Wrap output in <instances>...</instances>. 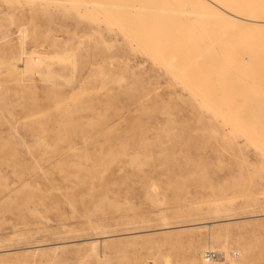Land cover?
Listing matches in <instances>:
<instances>
[{
  "label": "rangeland",
  "instance_id": "374dc122",
  "mask_svg": "<svg viewBox=\"0 0 264 264\" xmlns=\"http://www.w3.org/2000/svg\"><path fill=\"white\" fill-rule=\"evenodd\" d=\"M94 1L0 0V259L264 264V70L245 62L264 58V28L248 30L257 52L199 0L186 15L166 0ZM157 12L183 34L161 35L162 52L144 36L162 33Z\"/></svg>",
  "mask_w": 264,
  "mask_h": 264
},
{
  "label": "bare ground",
  "instance_id": "6f19581e",
  "mask_svg": "<svg viewBox=\"0 0 264 264\" xmlns=\"http://www.w3.org/2000/svg\"><path fill=\"white\" fill-rule=\"evenodd\" d=\"M80 1V0H79ZM81 1H83V0H81ZM92 1H94V0H91V2ZM120 1V0H119ZM137 1V0H136ZM144 1H146V0H144ZM151 1V0H150ZM153 2L155 1V0H152ZM157 1V0H156ZM168 3H171V4H174V6L176 7V6H178L177 7V10H182L183 8V10L181 11L182 12V14H184L183 13V11H188L191 7L190 6H192L193 7V5H187V7L189 8L188 10H185L186 8H185V1L186 2H189L190 3V1L191 0H166ZM180 2V1H182L183 3L182 4H177V2ZM199 1H201V2H203V3H207V4H209V6H210V9H211V16H212V19H214V20H216V19H219L220 21H229V22H232L234 25H236V26H241L242 28L241 29H236V30H234L235 31V34L236 35H238L243 41H244V43H245V45H251L252 47H253V51L255 50H257V52H258V50H259V46L262 44V41H263V39H262V37H261V35L262 34H257V33H253V34H249V32H248V30L249 29H251V28H253V29H258V28H260V29H262V28H264V0H199ZM84 2H85V0H84ZM90 2V1H89ZM95 2V1H94ZM107 2V1H106ZM149 2V1H148ZM158 2V1H157ZM93 3V2H92ZM104 3V2H103ZM147 3V2H146ZM150 3V2H149ZM159 3H161V2H159ZM90 4V3H89ZM93 4H95V3H93ZM99 4H100V2H99ZM105 4V3H104ZM109 5H110V3H108ZM113 4V3H112ZM117 4L119 5V3L117 2ZM116 4V5H117ZM153 4V3H152ZM184 4V6L183 7H181L182 5ZM188 4V3H187ZM101 5V4H100ZM115 5V4H114ZM115 5V6H116ZM147 5H151V4H148L147 3ZM166 5V4H165ZM181 5V6H180ZM114 6V7H115ZM130 7V5L128 4L127 5V7ZM152 6V5H151ZM174 6H171V7H174ZM181 7V9H180V7ZM204 6V5H203ZM99 7V6H98ZM103 7V6H102ZM120 7H121V4H120ZM134 7H135V5H134ZM141 7H144L143 5L141 6ZM146 7V6H145ZM166 7H167V5H166ZM165 7V9H174V10H176L175 8H171L169 5H168V7L166 8ZM202 7V6H201ZM95 7H93V9H94ZM105 8V7H104ZM158 8V7H157ZM107 9V8H106ZM105 9V10H106ZM131 9V8H130ZM135 9V8H134ZM151 9H155V6L153 7V8H151ZM97 10V9H96ZM100 10V9H99ZM131 10H133V6H132V9ZM147 10H149V8L147 9ZM160 10H161V8H160ZM163 10V9H162ZM161 10V11H162ZM193 10H196V9H192V12H195V11H193ZM103 11V10H102ZM109 11V10H108ZM153 11V10H152ZM160 11V12H161ZM164 11H166V10H164ZM105 12V11H104ZM140 12H142V11H140ZM154 12V11H153ZM159 12V11H158ZM157 12V14H156V17L154 18V19H156L155 21H157L158 20V22H157V24L159 25L158 27H157V25L155 24L154 25V23L155 22H153V26L155 27L156 26V28L157 29H160L162 26H160V24L163 22H161V23H159V16L157 17V15H160L159 13ZM168 12H170L171 13V11H168ZM173 12H175V11H173ZM191 12V13H192ZM125 13V12H124ZM165 13V12H164ZM167 13V12H166ZM187 13V12H186ZM190 13V14H191ZM101 14H103V13H101ZM108 14V13H107ZM106 14V15H107ZM125 14H128V13H125ZM131 15H132V11H131V13H130ZM130 14H128V15H130ZM136 14V13H135ZM139 14V13H138ZM153 14V13H152ZM169 14V13H168ZM168 14L166 15V16H168ZM176 13H174V14H172L173 16L175 15ZM179 14V13H178ZM178 14H176V16L178 15ZM182 14H180V16L181 17H183L184 15H186V14H184V15H182ZM189 14V13H188ZM189 14V16H191ZM192 14H195V13H192ZM198 14V13H197ZM200 14H202L201 12H200ZM208 14V13H207ZM122 15H124V14H122ZM140 15V14H139ZM161 15L163 16V14L161 13ZM172 15H169L168 17H170L171 18V16ZM108 16V15H107ZM144 16V15H143ZM172 16V17H173ZM176 16H174L173 18H171V21L172 20H174V19H176L175 17ZM188 16V17H189ZM193 16V15H192ZM126 17V16H125ZM127 17H129V16H127ZM126 17V18H127ZM139 17H141V16H139ZM161 17V16H160ZM164 17H165V15H164ZM168 17H166V18H168ZM181 17H179V19L181 18ZM202 17V16H201ZM200 17V18H201ZM141 18H143V17H141ZM140 18V20H142ZM147 18H149V17H147ZM151 18V17H150ZM153 18H151L152 20H153ZM165 18V21H167L168 22V20H169V18L168 19H166ZM187 17L185 16V19H186ZM190 18V17H189ZM189 18H187V20H185V21H187V22H185L184 24H185V27L187 26V24L188 23H190V25H195V24H191V22H188V20H189ZM192 18H195V16H193ZM191 18V19H192ZM197 18V17H196ZM195 18V19H196ZM130 20H131V18H129ZM145 19V18H144ZM190 19V20H191ZM199 19V18H198ZM204 19V18H203ZM160 20H162V19H160ZM164 20V19H163ZM183 20H184V18L182 19V20H180V21H182L181 22V24L183 23ZM193 20V19H192ZM197 20V19H196ZM196 20H195V22H196ZM120 21V20H119ZM138 21V20H137ZM144 21V20H143ZM154 21V20H153ZM171 21L169 20V22L171 23ZM176 21V20H175ZM177 21H178V19H177ZM176 21V22H177ZM199 21H200V19H199ZM202 21V20H201ZM200 21V22H201ZM203 21H205V20H203ZM132 22V21H131ZM130 22V23H131ZM133 22H135L136 23V21H133ZM144 22H146V21H144ZM148 22H151V21H148ZM169 22H168V24H169ZM174 21H172V23H173ZM207 22V21H206ZM147 23V22H146ZM187 23V24H186ZM193 23V22H192ZM197 24L199 23V22H196ZM116 24V23H115ZM114 24V25H115ZM134 24V23H133ZM137 24V26H138V28H139V23L137 22L136 23ZM141 24H144V23H141ZM148 24V23H147ZM152 24V22L149 24V25H151ZM163 25H165L164 23H162ZM161 24V25H162ZM178 24H179V22H178ZM197 24H196V26H197ZM120 25V24H119ZM132 25V24H131ZM174 25V24H173ZM173 25H171V26H173ZM190 25H189V27H190ZM134 26V25H133ZM143 26V28H144V26L145 25H142ZM152 25L149 27V29L150 28H152L153 27ZM182 26H183V24H182ZM198 26H199V24H198ZM222 26V25H221ZM134 27H136V26H134ZM146 27V29H147V26H145ZM175 27H176V25H175ZM179 27H181V25L179 26ZM201 27V26H200ZM200 27H198L199 29L198 30H201L202 31V27H201V29H200ZM129 28H131V27H129ZM137 28V29H138ZM142 27H141V29H143ZM172 28V29H171ZM173 28L174 27H168V29L169 30H173ZM184 28V27H183ZM187 28V27H186ZM186 28H185V30H186ZM192 28V27H191ZM240 28V27H239ZM135 29V28H134ZM134 29H132V30H134ZM152 29H154V28H152ZM163 31H164V34H163V31H161L162 33H160V34H158V33H153V35H151L150 33H151V31L152 30H150V32H149V30H148V32H145L146 33V35H144L145 36V38H147V36H148V38H147V40H145L147 43H150L149 45L151 46V47H153L154 46V44H152V43H155V40H157V38H159L157 41H159V40H162V43L163 42H165V41H163V38L161 39L160 37H162L161 35H163V37L164 36H168V34H170L171 36H172V40L174 41V37H173V33L174 34H180V32H178V33H175V30H174V32H172V34L170 33V32H168L167 33V29H166V27L164 28H161ZM179 29V28H178ZM181 29H182V27H181ZM232 28H230V30H231ZM123 30V29H122ZM140 30V29H139ZM230 30H229V32H230ZM142 31V30H141ZM141 31H140V33H141ZM157 31V30H156ZM179 31V30H178ZM191 31H192V29L190 30V36H191V34H193V33H195V32H192L191 33ZM197 31V30H196ZM234 31H231L232 33L234 32ZM153 32H155L154 30H153ZM204 32H206V31H204ZM227 32H228V30L225 32L226 34H225V36L223 37V38H228L229 36L230 37H232L230 34H231V32L230 33H228V35L229 36H226L227 35ZM149 33V34H148ZM182 33V32H181ZM183 33H184V31H183ZM188 33V32H187ZM187 33H184L185 34V36H186V34ZM217 33H219V32H217ZM224 32H222V34H223ZM264 33V32H263ZM167 34V35H166ZM202 34V33H201ZM142 35V34H141ZM149 35L151 36L150 38L151 39H149ZM157 35V36H156ZM169 35V36H170ZM181 35V34H180ZM196 35V34H195ZM204 35V34H203ZM205 35H206V33H205ZM209 35V34H208ZM232 35H234V34H232ZM129 36V35H128ZM154 36H155V39H154ZM159 36V37H158ZM170 36V37H171ZM183 36V34L181 35V37ZM190 36H187V37H189V39H191L190 38ZM207 36V35H206ZM218 36V35H217ZM235 36V35H234ZM157 37V38H156ZM169 37V38H170ZM197 37V36H196ZM219 37V36H218ZM142 38V37H141ZM144 37H143V39H145ZM165 38V37H164ZM167 38V37H166ZM165 38V39H166ZM177 38V37H176ZM202 38V37H201ZM208 38H209V36H208ZM211 38V37H210ZM139 39V38H138ZM142 39V40H143ZM179 39V38H178ZM182 39H185V42H186V37L185 38H181V40ZM198 39H199V36H198ZM197 39V40H198ZM203 39V38H202ZM220 39H222V37L220 38ZM235 39V38H234ZM150 40H152V41H150ZM171 40V41H172ZM176 40V39H175ZM201 40V39H200ZM204 40V39H203ZM135 41H136V39H135ZM137 41H139V40H137ZM168 41H170L169 39H168ZM172 41V42H173ZM220 41H222V40H220ZM230 41V40H229ZM234 41V40H233ZM146 42H145V44H146ZM183 42H184V40H183ZM183 42H182V44H180V46H182V47H180V48H182L181 50H183L184 52H185V50L186 49H189V47H190V49L192 48V49H196V47L195 48H193V46H195V44H197V43H199L198 41H197V43L196 42H193V45H192V47H191V44H189V46H187L186 47V49L184 48V44H183ZM187 42H188V40H187ZM192 42V41H191ZM217 42V41H216ZM138 43V42H137ZM158 43V42H157ZM166 43H168V42H166ZM176 44V42H173V44ZM205 43H208V42H205ZM212 43V42H211ZM211 43H209L208 45H206L207 47H209V45L211 46L212 44ZM241 43V42H240ZM139 44H141V43H139ZM161 44V43H160ZM168 44H170V42L168 43ZM187 44V43H186ZM187 44V45H188ZM203 44V43H202ZM201 44V45H202ZM216 46H218V47H216V48H220L219 47V45H218V43L216 44V43H214ZM222 44V43H221ZM235 44H236V42H235ZM163 45H165V46H163V47H160L159 49H160V51H161V48H165L166 47V44H164L163 43ZM199 45H200V43H199ZM198 45V46H199ZM200 45V46H201ZM204 45V44H203ZM202 45V46H203ZM215 45H214V47H215ZM223 45V44H222ZM244 45V44H243ZM142 46H143V44H142ZM159 46H161V45H159ZM168 46H170V45H168ZM167 46V47H168ZM174 46V45H173ZM177 46H179V43H178V45ZM197 46V45H196ZM205 45L202 47V49L204 50L205 48L207 49V47H206ZM235 46H239V44H236ZM235 46L234 45H231L230 47L231 48H235ZM144 47V46H143ZM157 47V46H156ZM226 47H227V45H226ZM150 48V47H149ZM158 48V47H157ZM169 48V47H168ZM177 48L178 47H176L175 48V46H174V50H177ZM197 48H200L201 49V47H197ZM216 48H212V46H211V48H209V49H212V50H210V52L212 51L213 53L214 52H216L217 50H216ZM155 48H153L152 50H154ZM172 49V48H171ZM185 49V50H184ZM208 49V50H209ZM214 49H215V51H214ZM242 49V48H241ZM144 50H145V48H144ZM151 50V51H152ZM180 50V51H181ZM220 50V49H219ZM219 50H218V52H219ZM147 51H149L148 49H147ZM157 51V50H156ZM167 51V50H166ZM180 51H178L179 53H180ZM192 51V50H191ZM191 51L189 50L188 52H190L191 53ZM162 52V51H161ZM174 52V51H173ZM177 51H176V54H175V52L173 53V54H171V55H173L174 56V54L175 55H177V53H178ZM204 52H205V50H204ZM203 52V53H204ZM218 52H216V53H218ZM225 52V50L223 51V53ZM152 53H154V52H152ZM160 54L159 53V51H157L156 53H154V54ZM171 53V52H170ZM170 53L169 54H167V60H166V62H165V60L163 59V62L162 63H166V65L165 66H167L166 68H168V65H169V67H172V66H170L171 64L173 65V63H171L170 64V62H168V65H167V61H168V58H170V60L169 61H171V55H170ZM179 53H178V55H179ZM199 53V52H198ZM203 53L201 54V55H203ZM209 53V51L207 52V54ZM216 53H214V55H216L217 56V54ZM231 53V52H230ZM246 53V52H245ZM161 54H163V53H161ZM183 54H185V53H182V55ZM187 54V53H186ZM204 54H206V53H204ZM253 54V53H252ZM163 55H166V54H163ZM163 55H158V56H163ZM168 55H169V57H168ZM181 55V54H180ZM179 55V56H180ZM190 55V54H189ZM210 55V54H209ZM213 55V54H212ZM236 55V54H235ZM30 56V55H29ZM39 56V55H38ZM247 56V55H246ZM262 56V55H261ZM175 57V56H174ZM173 57V58H174ZM224 57H226V55L224 56ZM242 57V56H241ZM177 58V57H176ZM203 58V57H202ZM206 58V57H205ZM209 58V57H208ZM227 58V57H226ZM26 59V58H25ZM157 59V58H156ZM160 59H162V58H160ZM175 59V58H174ZM196 59V58H195ZM200 59V58H199ZM225 59V58H224ZM249 59V58H248ZM28 60V61H27ZM26 61V67H31L32 65V62H31V58L30 59H27ZM33 60V59H32ZM210 60V59H209ZM216 60V59H215ZM229 60V59H228ZM37 61V60H36ZM174 61V60H173ZM172 61V62H173ZM177 61V60H176ZM191 61V60H190ZM190 61L188 62V63H190ZM207 61V60H206ZM242 61V60H241ZM34 62V61H33ZM193 62H195V61H193ZM227 62V61H226ZM245 62H247L248 63V65H250V66H253L252 68L254 69V66H255V69H256V67H258L261 71L262 70H264V58H261L260 56H258V58H257V56L255 55V54H253L252 55V57L250 58V60H248V61H245ZM228 63H229V61H228ZM13 64H17V62L16 61H14L13 62ZM176 64V63H175ZM193 64H195V63H193ZM227 64V63H226ZM233 64V63H232ZM47 65H49V64H47ZM179 65V64H178ZM185 65V64H184ZM215 65V64H214ZM231 65V64H230ZM240 65V64H239ZM242 65V64H241ZM14 67H16V65L14 66ZM174 67V66H173ZM230 67H232V66H230ZM234 67V66H233ZM245 67V66H244ZM24 68H25V66H24ZM23 68V69H24ZM48 68V67H47ZM50 68V67H49ZM216 68V67H215ZM247 68V67H246ZM169 70H170V68H168ZM181 69V68H180ZM186 68H183V70H185ZM244 69V68H243ZM251 69V68H250ZM252 69V70H253ZM15 70V69H14ZM49 70V69H48ZM170 71H172V70H170ZM179 71V70H178ZM254 72H256L257 73V71L256 70H254ZM173 73V72H172ZM188 73V72H187ZM248 73V72H247ZM258 73H260V74H258V75H254L253 77H254V79H255V82H256V79H258V80H260V81H263V79H264V73L263 72H258ZM47 74V73H46ZM173 74H175V73H173ZM176 75H178V73H176ZM244 75V74H243ZM249 75V74H248ZM187 75H185V77H186ZM177 77H179V76H177ZM245 77V76H244ZM244 77H242V78H244ZM258 77V78H257ZM183 78H184V76H183ZM180 80H181V78H180ZM183 80V79H182ZM243 80V79H242ZM244 80H245V78H244ZM247 80H248V78H247ZM247 80H245V83H246V81ZM188 81V80H187ZM249 82L251 81L250 79L248 80ZM182 82H184V81H182ZM186 82V81H185ZM190 82H191V80H190ZM248 82V83H249ZM252 82V81H251ZM250 82V83H251ZM259 82V81H258ZM187 83V82H186ZM193 83V82H192ZM191 83V84H192ZM241 83H243V82H241ZM189 84V83H188ZM187 84V85H188ZM190 86V85H189ZM192 86V85H191ZM246 87V86H245ZM247 88H248V85H247ZM250 89V88H249ZM244 91H246V90H244ZM255 91V90H254ZM253 92V91H252ZM213 93H215V92H213ZM249 92H247L246 93V95L248 94ZM208 94V93H207ZM216 94V93H215ZM256 94V93H255ZM201 95H203V94H201ZM217 95V94H216ZM241 96H243V94L241 95ZM248 96V95H247ZM201 97V96H200ZM199 97V98H200ZM205 97V96H204ZM242 98V97H241ZM208 98H204V102H206V100H207ZM243 99V98H242ZM236 100V99H235ZM244 100V99H243ZM208 101V100H207ZM212 101V100H211ZM210 100L208 101V103H210L211 102ZM215 100H213L212 102H214ZM254 101V100H253ZM252 101V102H253ZM232 101H230L229 102V105H230V103H231ZM243 102V101H242ZM256 102H257V100H256ZM217 103V102H216ZM216 103H210V106L206 103V105H208L209 107H211V106H214V108L216 107L217 108V105H215ZM254 103V102H253ZM214 104V105H213ZM223 104V103H222ZM232 104V103H231ZM234 104V103H233ZM251 104V103H250ZM250 104H248V105H250ZM225 105V104H224ZM236 105H237V103H236ZM240 105V104H239ZM247 105V104H246ZM218 106H221V105H219L218 104ZM226 107H228L227 105H226ZM230 107V106H229ZM228 107V108H229ZM251 108H254V106L252 107V106H250ZM212 108V107H211ZM211 109V110H215V109ZM219 108V107H218ZM216 109V111L217 110H219V109ZM228 108H226V109H228ZM231 108V107H230ZM250 108V109H251ZM249 109V108H248ZM247 109V110H248ZM249 109V110H250ZM264 109V108H263ZM224 110H225V107H224ZM254 110V109H253ZM220 111V110H219ZM226 112H228L227 110H225ZM224 111V112H225ZM241 111H243L242 109H241ZM257 111H259V110H257ZM263 111V110H262ZM262 111H261V113H262ZM221 112H222V110H221ZM221 112H220V114H221ZM247 112H249V111H247ZM214 113V112H213ZM223 113V112H222ZM230 113V112H229ZM225 114V113H224ZM235 114V113H234ZM249 114V113H248ZM239 115V114H238ZM241 115V114H240ZM244 116V115H243ZM242 116V117H243ZM238 117V116H237ZM235 218H228L227 220H226V223L227 224H229V223H231L233 220H234ZM219 221V220H218ZM190 225H193V224H190ZM185 226V225H184ZM170 227V226H169ZM174 227H176V226H174ZM173 227V228H174ZM168 228V227H167ZM171 228V227H170ZM165 229V228H164ZM109 235V234H108ZM119 235V234H118ZM109 236H111V235H109ZM108 236V237H109ZM39 246V245H38ZM37 247V246H36ZM5 251V250H4ZM220 252L223 254L225 251H221L220 250ZM220 259H222V257L221 258H219V259H217V260H213V262L212 263H214V262H218V261H221ZM228 259V258H227ZM207 260V259H206ZM208 261V260H207ZM0 264H9V262L6 260V259H0Z\"/></svg>",
  "mask_w": 264,
  "mask_h": 264
},
{
  "label": "built area",
  "instance_id": "2783aa9c",
  "mask_svg": "<svg viewBox=\"0 0 264 264\" xmlns=\"http://www.w3.org/2000/svg\"><path fill=\"white\" fill-rule=\"evenodd\" d=\"M205 256L208 261H213L223 257V254L219 250L208 249L205 252Z\"/></svg>",
  "mask_w": 264,
  "mask_h": 264
}]
</instances>
